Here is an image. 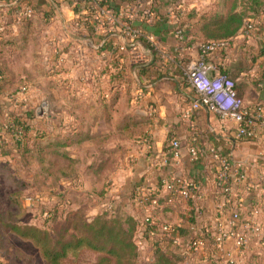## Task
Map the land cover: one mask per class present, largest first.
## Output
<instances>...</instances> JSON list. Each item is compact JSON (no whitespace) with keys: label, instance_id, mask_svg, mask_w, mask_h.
<instances>
[{"label":"crops","instance_id":"obj_1","mask_svg":"<svg viewBox=\"0 0 264 264\" xmlns=\"http://www.w3.org/2000/svg\"><path fill=\"white\" fill-rule=\"evenodd\" d=\"M11 1L0 0V24L3 31L7 32L4 36L20 43L26 37V33L21 30L23 19L17 20L13 12L15 20L9 22V11L3 9L10 6ZM108 1L119 9L125 4L121 0ZM179 1L152 0L153 14L147 21L140 18L144 4L133 8V11L125 9L124 17L116 19L117 25L108 33L98 29L96 20L90 17L94 10L88 8L89 2L86 0H77L74 6L69 0L29 1L35 8L32 20L37 31L32 36L28 35L25 48L28 40L36 36L37 48H34L35 51L33 49V61L37 54L38 63L41 60L47 64L44 67L53 72V98L54 92L63 91L59 94V100L65 102L60 109L53 110V142L63 133H82L87 136L108 133L113 137L107 147L121 148L117 166L106 178L96 179L88 169L89 164L99 160L93 140L86 137L69 145L53 144V156L68 162L65 168L55 167L53 159L55 175L66 180L69 188L77 184L79 189L73 190L76 195L82 194L71 200L65 199L66 206L72 207L73 214L83 213L90 219L103 212L104 206L113 200L118 210L129 213L139 224L143 211L132 201V189L137 184L153 187L158 176L166 171V167L158 165L157 156L172 138L180 141L182 153L175 170L179 176L200 179L205 193L202 203L206 210L212 209L214 203L212 175L215 160L208 152L209 147L218 146L223 152L229 153L234 161L248 164L252 177H256L263 168L262 133L250 139L237 138L236 125L232 120L205 108L195 111L189 118L182 116V111L196 98L185 72L190 62L198 58L199 52L191 41L178 40L173 29L184 20L187 14L183 13L184 8L185 11L190 8L196 10L201 2L186 6ZM171 2L179 4L176 9L182 8L180 12L183 15L172 10ZM24 4L21 1L16 8ZM127 16L128 21L142 25L136 28L141 29L144 36L147 34L156 38L155 47L149 45L155 56L152 63L159 67L160 72L166 73V77L153 81L155 76L150 79L137 76V66L146 62L148 57L135 63L137 55H144L138 46L118 49L117 45L123 43L125 37L120 33V28ZM156 23L167 24L168 29L150 28ZM139 39L146 41L145 37ZM71 41L74 44L81 43V49L72 51L71 45L67 47ZM260 45L257 36L247 41L234 39L228 50L214 52L207 60L217 64L221 71L235 80L237 94L247 105L261 104L264 110V62ZM11 54L17 55L13 65L16 69L17 61L24 53L14 46ZM185 62L188 64L185 65ZM113 96L111 109L100 112V102L108 101ZM76 103L81 105L77 106ZM126 116H131L134 121L147 119L144 132L130 135L129 131L137 129L139 125L123 124ZM105 122L112 126L102 127L101 124ZM123 133L128 136H122ZM145 134L151 136V149H147L144 144ZM194 136L195 145L204 153L195 164L189 161L188 156V146L193 144ZM84 178H89L95 189L82 188L81 181ZM85 196L88 198L81 200ZM76 206L81 208L78 210ZM154 214L161 220L169 221H178L181 217L176 211H155ZM249 263L264 264L253 260L246 264Z\"/></svg>","mask_w":264,"mask_h":264},{"label":"built area","instance_id":"obj_2","mask_svg":"<svg viewBox=\"0 0 264 264\" xmlns=\"http://www.w3.org/2000/svg\"><path fill=\"white\" fill-rule=\"evenodd\" d=\"M76 1L69 0L72 6ZM142 4L144 7L140 18L147 21L153 14L152 0H133L124 4L117 14L114 8L100 6L96 0L89 1L88 8L94 10L90 17L96 20L98 29L108 33L117 25L116 19L124 17L125 9L133 11V8L137 9ZM33 13V8L25 5L14 10L17 20L31 18ZM1 30L3 26L0 24ZM120 33L128 42L145 37L147 43L155 47L156 38L153 35L144 36L141 29L132 28L128 16L123 21ZM173 33L180 41L186 38L181 27L176 26ZM255 36L261 43V58L264 62V11L258 17H246L231 38L195 43L199 56L190 62L185 75L196 98L182 111L184 118L205 108L232 120L236 125L237 138H254L259 132L264 135L262 105H247L237 94L235 80L222 72L217 64L207 60L214 52L228 50L234 39L247 41ZM117 47L119 50L127 48L124 43ZM145 58L144 55H137L135 63ZM25 91L26 87L22 86L20 94ZM143 140L146 148L151 149L150 134H145ZM192 141L193 144L188 146V156L189 161L195 164L204 153L195 145V139ZM208 152L215 160L212 175L214 203L210 210H206L202 203L205 193L200 179L179 176L175 170L182 157L180 141L176 138L170 139L157 156L158 165L166 167V171L158 176L154 186L137 184L133 187L132 201L143 211L135 243L145 260L152 258L151 253L148 254L151 247L158 246L166 252L178 254L181 257L178 264H246L250 260L264 262V164L258 175L252 177L248 164L234 161L229 153L223 152L218 146L209 147ZM25 201L27 204L34 203V199L29 196L25 197ZM115 210L116 204L112 201L104 206L103 212L110 216ZM155 211H176L181 217L178 221L161 220L155 216Z\"/></svg>","mask_w":264,"mask_h":264},{"label":"trees","instance_id":"obj_3","mask_svg":"<svg viewBox=\"0 0 264 264\" xmlns=\"http://www.w3.org/2000/svg\"><path fill=\"white\" fill-rule=\"evenodd\" d=\"M21 1L25 3V6L33 7L35 11L34 6L29 2L30 0H12L10 6L3 8L9 11V22L15 20L13 12ZM96 1L100 6L114 8L115 13H118L119 8L110 4L108 0ZM121 1L126 4L133 0ZM192 10L194 12L187 13L184 20L178 24V27L183 28L185 32L186 40L197 42L226 39L233 37L238 32L246 17H258L264 11V0H232L231 2L230 0H217L215 9L200 12ZM32 17L22 20L21 30L26 33V37L21 39L22 42L20 43H17V40H12V37L4 36L7 34L3 31L4 29L0 31V100L8 107H12V110L5 115L4 120H0V158L3 160L0 162V173L5 174L4 177L6 178L13 179L11 170L14 165L18 166V170L23 168L34 153L42 156L45 149L50 147L53 149V144L64 146L80 142L88 137L95 143L99 158L98 161L89 164L88 169L96 179L106 178L117 166L118 153L121 150L120 147H107V143L113 137L112 134L87 136L82 133H63L56 137L55 142L46 144L43 142L44 133L41 131L33 132L31 129L29 123L31 114L24 108L25 98L18 97L17 92H14L17 86L20 88L26 84L21 74L16 72L13 67L17 55H12L11 51L15 46L24 53L28 35L32 36L34 31H37V26L33 25ZM165 22L166 20H164ZM128 23L132 28L142 26L135 21H128ZM164 23H156L150 28L158 27L160 30H166L168 29L167 24ZM38 57L35 54L36 65L38 64ZM137 68V76L142 75L147 79L155 76L153 81L167 76L166 73L160 72L159 67L154 63L146 66L141 65ZM48 83L53 85L49 81ZM114 97L108 101L100 102V112H108L111 109ZM76 105L80 106L81 104L76 103ZM128 123L139 125L137 129L129 131L130 135L134 136L144 132L148 121L145 118L134 121L131 116H126L123 124L127 125ZM124 135L128 136V134L123 133L122 136ZM17 183V187L22 188V184ZM10 198L13 202L17 201L14 194ZM59 207L60 202L53 204V208L50 210L51 213L53 212L51 218L59 215ZM7 226L20 239L28 240L37 247L43 264H76V258L84 251L96 255L95 260L89 264H178L181 260V257L176 253L166 252L158 246H152L153 248L151 247L149 250L152 258L139 261V250L135 243L138 222L132 215L120 211L118 208L110 216L104 212H99L90 219L81 220L80 224H76V231L70 234L52 235L46 228L36 224L11 223Z\"/></svg>","mask_w":264,"mask_h":264},{"label":"rangeland","instance_id":"obj_4","mask_svg":"<svg viewBox=\"0 0 264 264\" xmlns=\"http://www.w3.org/2000/svg\"><path fill=\"white\" fill-rule=\"evenodd\" d=\"M179 2L186 4V6L201 2L195 10L197 12L215 9L217 6V0H180ZM238 2L240 3V1ZM171 3H173L172 10L176 11L178 15H183L180 12L182 8L179 7L181 10L176 9L179 4ZM183 10V13L193 11L191 8L187 11H185V8ZM192 43L195 44L196 41H192ZM70 45L72 47L71 50L74 52L82 47L81 43L74 44L72 41L67 47H70ZM34 48H37L36 36L28 40L24 54L20 56L16 65V72L20 73L25 80L26 85L23 86L26 87V91L20 94L21 87L17 86L14 92H17L18 97L23 96L26 98L24 108L30 111L29 123L33 132L41 131L44 133L43 142L50 144L53 143V110L60 109L65 102L59 100V94L63 91L54 92L53 98V85L48 83L49 81L53 84V77H51L53 72L44 67L47 64L41 62V60L36 65L37 60L34 59L36 61L34 62L32 57ZM187 64L185 62V65ZM5 105L0 100L1 121L4 120L7 112L12 110L11 106ZM63 115L65 117L66 114L64 113ZM101 126L109 128L112 125L105 122ZM30 157L23 168L18 170V166L14 165L11 170L13 179L6 178L4 177L5 174L0 173V264H43L37 247L28 240L20 239L16 233L8 228L7 224H36L46 228L52 235L60 233L70 234L76 231L77 223L80 224L81 220L88 218L83 213L73 214L72 207L65 204V199L82 195H76L75 190H73L74 188L79 189L77 184L69 188L70 186L66 180H62V177L59 178L55 175L53 159L55 160V167L64 168L68 163L67 160L53 156L51 147L45 149L42 156L34 153L33 157ZM0 162H3L2 158H0ZM17 182L22 184V188L17 187ZM81 186L91 191L95 189L94 183L89 178H84L81 181ZM12 194L16 195V202L11 201L10 196ZM27 196L34 199L33 204L26 203L25 197ZM81 198H83L81 200H84L88 197ZM56 202H60V212L58 216L51 218L53 212L51 213L50 210ZM78 208L81 207L76 206V209ZM143 252H146V250ZM95 256L92 252L84 251L76 258L75 263L89 264L95 260ZM138 260L141 262L145 260L142 252H139Z\"/></svg>","mask_w":264,"mask_h":264},{"label":"water","instance_id":"obj_5","mask_svg":"<svg viewBox=\"0 0 264 264\" xmlns=\"http://www.w3.org/2000/svg\"><path fill=\"white\" fill-rule=\"evenodd\" d=\"M122 42L125 44L126 47L138 46L140 48V50L142 51V53L145 56L148 57V60L146 62H144L143 64H140L138 66H141V65L142 66L150 65L153 62L155 56H154V53H153L151 47L149 46V44L146 41H144L142 39H136L133 42H128L126 40V38H123L122 39Z\"/></svg>","mask_w":264,"mask_h":264}]
</instances>
